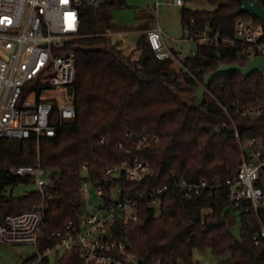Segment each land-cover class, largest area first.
<instances>
[{
  "label": "trees",
  "instance_id": "1",
  "mask_svg": "<svg viewBox=\"0 0 264 264\" xmlns=\"http://www.w3.org/2000/svg\"><path fill=\"white\" fill-rule=\"evenodd\" d=\"M193 1L184 0L186 5L181 9L184 30L214 28L231 38L242 18L262 24L249 13L237 17L241 7L237 0H204L208 10L188 9L187 4ZM124 5L125 0H110L101 8L80 11L79 35L64 50L76 59L77 79L72 87L75 118L64 123L55 138H43L39 145L33 140L0 139V223L6 216L26 212L40 202L37 192H28L27 197L13 195L15 186L32 182L13 175L12 168L40 162L57 172L55 198L47 204L45 220L49 232L58 231L66 223L77 221L85 209L80 194L82 167L87 166L86 174L93 185L103 186L102 172L130 158L147 133L158 138L157 144L139 155L155 172L147 186L171 185L184 176L195 184L219 180L221 189L196 201L168 192L159 207H142L137 221L118 226L117 238L130 244L129 251L136 258L163 257L165 264H197L194 252L207 249L218 257L217 264H264V241L260 245L253 241V235L264 226V206L257 213L239 212V239L233 233L237 221L223 187L242 162L240 144L249 137L264 138V117L256 122L237 119L242 136L239 141L229 133L214 134L228 122L215 99L207 96L199 111L189 109L184 100L195 95L206 75L231 61L220 59L215 48L197 47V56L182 61L192 78L184 70L155 69L159 63L142 51L137 54L139 60L154 68L144 70L131 54L120 52L117 38L103 36L110 29L112 8ZM146 31H131L141 34L138 50L149 49ZM240 65L246 66V62ZM209 90L218 100L261 97L264 77L261 73L248 78L230 73L215 78ZM51 245L45 241L40 251ZM58 260L59 264H80L70 252ZM36 261L37 254L24 264ZM38 264H50V260L46 256Z\"/></svg>",
  "mask_w": 264,
  "mask_h": 264
},
{
  "label": "built area",
  "instance_id": "2",
  "mask_svg": "<svg viewBox=\"0 0 264 264\" xmlns=\"http://www.w3.org/2000/svg\"><path fill=\"white\" fill-rule=\"evenodd\" d=\"M109 1L0 0V139L33 140L39 145L43 138H55L59 128L75 118L72 87L77 79L76 59L64 50L79 35L81 9H98ZM260 1L264 4V0ZM165 3L181 8L186 5L184 0H167ZM161 5L156 0L150 11L156 13ZM185 32L197 47L215 48L220 59L231 61L226 64L240 65L244 61L247 65L264 57V25H255L247 18L237 21L231 38L223 37L214 28L186 29ZM145 35L147 51L159 67L184 70L194 77L183 65L184 59H179L165 44L159 25L147 30ZM103 36L117 38L122 54L133 51L130 44L123 49L120 47L123 38L129 40L126 32L114 33L107 29ZM192 53L197 56V49ZM207 96L215 99L228 120L219 128L221 133H229L238 141L242 136L237 119L256 122L264 117V96L218 100L209 88L206 89ZM157 143L158 138L145 133L130 158L102 172L103 186L93 185L86 174L87 166H83L80 194L85 209L77 221H70L54 232L48 231L45 211L48 202L55 198L57 172L42 167L40 162L34 166L12 168L13 175L29 179L36 185L40 202L26 212L6 216L0 223V242L35 245L38 261L51 253H56L59 258L63 250V254L74 253L80 264H128L131 261L165 264L163 257L136 258L129 251L127 242L117 238L116 228L137 221L142 207H159L163 195L168 192L196 201L211 197L221 189V183L219 180L213 184L201 180L195 184L182 176L171 185L147 186L146 181L154 177L155 172L139 155ZM240 149L242 162L238 171L223 183V187L228 191L230 209L257 213L264 206V188L261 186L264 146L259 145L258 138L249 137L240 144ZM106 182H109L108 186ZM45 241L52 245L40 251ZM253 241L255 245L264 241V226L253 235Z\"/></svg>",
  "mask_w": 264,
  "mask_h": 264
},
{
  "label": "rangeland",
  "instance_id": "3",
  "mask_svg": "<svg viewBox=\"0 0 264 264\" xmlns=\"http://www.w3.org/2000/svg\"><path fill=\"white\" fill-rule=\"evenodd\" d=\"M162 5L156 13L150 11V7L156 4V0H125V5L122 8H112L110 29L114 32H127V38L136 46L141 40V34L138 32H131L137 29L146 28V30L156 28L158 25L163 31L164 42L169 49L173 50L179 59L192 57L197 49V43L189 40L188 34L185 32L182 19L181 7L167 5V0H159ZM188 9L208 10L210 8L204 0H196L189 2L186 6ZM129 46V43L123 38V45L121 48ZM121 49V51H122ZM144 49V48H143ZM138 50V49H137ZM140 51V50H139ZM146 53V52H144ZM131 55L135 60L138 59L137 54ZM147 54V53H146ZM150 56L149 54H147ZM144 70H151L145 66L141 60L138 61ZM160 66V65H159ZM158 66V67H159ZM158 69V68H155ZM259 145L264 146V138L259 139ZM10 191V190H8ZM36 185L33 183L20 184L13 189V195L16 197L24 196L27 192H35ZM209 212V211H208ZM237 223L233 227L234 235L240 238V230L242 221L238 211H233ZM38 248L33 244L28 245H8L0 242V264H24L29 261L31 257L36 255ZM64 251L60 252V257L63 256ZM195 262L197 264H217L218 257L214 256L210 249L205 252H194ZM59 257V258H60ZM56 253L48 255L50 264H59V259ZM36 261L33 264H38Z\"/></svg>",
  "mask_w": 264,
  "mask_h": 264
},
{
  "label": "water",
  "instance_id": "4",
  "mask_svg": "<svg viewBox=\"0 0 264 264\" xmlns=\"http://www.w3.org/2000/svg\"><path fill=\"white\" fill-rule=\"evenodd\" d=\"M239 1L241 7L236 12V16L240 17L243 14H251L253 17L257 18L264 25V4L260 0H237ZM230 73H239L243 77L248 78L254 73H261L264 76V57L256 58L250 61L246 66H241L239 64H226L221 65L217 68L216 71L210 72L204 78V82L199 90L191 99L184 100V104L187 105L192 111H199L202 106L205 104L206 99V89L210 87V84L214 81L215 78L220 76H225ZM214 134H221L219 129L214 131ZM61 172H58L60 175ZM109 182H106L105 185L108 186ZM261 186L264 188V179H262ZM126 245L129 247L130 244L127 242ZM128 264H135L131 261Z\"/></svg>",
  "mask_w": 264,
  "mask_h": 264
},
{
  "label": "crops",
  "instance_id": "5",
  "mask_svg": "<svg viewBox=\"0 0 264 264\" xmlns=\"http://www.w3.org/2000/svg\"><path fill=\"white\" fill-rule=\"evenodd\" d=\"M125 32V31H124ZM126 34H128L127 32H126ZM128 42H129V44L131 45V47L133 48V51L131 52V54L132 55H134L133 53H141L142 51L143 52H146L147 54H149L150 56H151V54L146 50V49H143V48H141L140 49V51L139 50H137L136 49V46H134V44H132L129 40H128ZM173 51V50H172ZM174 52V51H173ZM146 53H144V54H146ZM175 53V52H174ZM137 61H139L138 59H136ZM210 212V211H209Z\"/></svg>",
  "mask_w": 264,
  "mask_h": 264
}]
</instances>
